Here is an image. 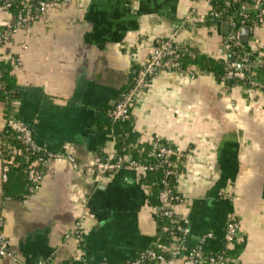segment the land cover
I'll return each mask as SVG.
<instances>
[{"label":"crops","instance_id":"obj_1","mask_svg":"<svg viewBox=\"0 0 264 264\" xmlns=\"http://www.w3.org/2000/svg\"><path fill=\"white\" fill-rule=\"evenodd\" d=\"M253 3L250 12L264 11V0ZM212 15L209 0H51L44 14L0 44L17 92L12 112L37 147L73 159L41 168L38 187L24 184L22 195L14 177L4 194L0 162L1 230L13 255L0 264H129L148 248L165 250L142 170L130 161L110 171L96 166L118 163L113 136L95 119L172 34L180 49L233 62L223 43L235 30ZM15 16L0 7L1 33ZM242 29L239 41L264 57V22L247 29V41ZM5 109L0 102V137ZM129 125L132 149H153L159 140L175 151V190L184 201L174 210L186 230L173 240L175 264L207 234L202 247L216 254L229 218L238 223L229 264H264V90L229 88L196 67L159 71L130 106Z\"/></svg>","mask_w":264,"mask_h":264},{"label":"built area","instance_id":"obj_2","mask_svg":"<svg viewBox=\"0 0 264 264\" xmlns=\"http://www.w3.org/2000/svg\"><path fill=\"white\" fill-rule=\"evenodd\" d=\"M8 0H3L2 4H0L2 11H8L10 8V3ZM256 4L260 2V0H255ZM232 3H239V11L241 13L240 18H235L233 16L227 18V22H229V26L232 31L239 27H243L244 21L246 19L244 13L249 11V6L247 3L240 2V0H232ZM231 4L227 3L226 7H229ZM51 7V0H21L20 9L16 13V16L13 20V24L10 31L0 32V44H4L8 42L11 34L16 32L18 29H23L29 24L33 23L38 16L45 13V11ZM236 23L234 20H237ZM264 22V11L259 10L256 14V25H261ZM247 28V27H244ZM248 30H252V27L247 28ZM235 35H230L223 43V48L227 53L233 56L234 61L240 62V68L236 69L235 62L225 63V79L236 78L239 80L244 79V73L247 72V67L245 66L248 63L249 55L254 54L255 61H253L254 65H257L264 71V57L258 51L256 47H249L250 54L243 53L241 56L237 53L236 49L238 45V32L234 31ZM175 35L172 34L168 38H166L162 43H159V46L155 49H152V52L148 58V61L139 69L135 78L133 79V87L128 89L125 93L120 95V99L113 104V109L109 113V117L113 121H124L129 118V108L134 103L136 96L139 91L143 90L145 85L147 84V80L154 75H156L159 71H172L177 68V52L180 50L178 46L174 42ZM1 79V75H0ZM250 88L261 89L264 90V85L258 86L257 83L250 82ZM0 90H2V85L0 82ZM4 126L8 127V129L16 134L17 140H19L23 145L29 148V150L33 154H37V159L34 163H31L27 169V180L31 185L32 189H36L40 184L43 176V172L41 168H46L48 165L55 160L65 159L70 163H73V159L69 155L59 154V153H50L41 150L37 147L32 140L31 133L26 127V125L17 119L13 112L11 115L5 120ZM7 150L16 155L19 153L13 148L7 147ZM153 150L156 152V157L163 159L162 162L154 165V166H146L138 164L137 162H129V167L139 168L143 173L149 171H155L160 168L165 169V174L167 176H171L173 178H177L178 171L176 170V166L170 162L165 161L173 156H175V151L170 147H167L156 140L153 144ZM99 169L103 171H110L118 169V164H97ZM7 179L5 172L1 174V180L5 182ZM174 193H173V192ZM173 193V194H172ZM183 197L178 193L177 190H172L163 183L162 190L158 195V203H159V218L167 219L171 224L174 232L186 234V230L182 225V220L176 216L175 214V206L183 203ZM2 222L0 221V258H10L13 259L12 252L9 251V241L6 239L5 235L2 233ZM75 231V239L80 238L81 236V227L79 223L76 224ZM174 232H170V235H173ZM237 233H238V223L234 218H229L227 220L223 241H222V250L219 254L208 255L207 259L204 261L201 257V247L205 243L206 239L211 238L210 234H207L204 237L199 239V246L196 250L188 253L186 258L183 260L181 264H223L225 253L231 249H233L236 241H237ZM160 248H148L147 250L141 252L137 259L130 262L129 264H149V263H157V264H175L176 259L179 256L178 250H171L168 257H164L157 250Z\"/></svg>","mask_w":264,"mask_h":264},{"label":"trees","instance_id":"obj_3","mask_svg":"<svg viewBox=\"0 0 264 264\" xmlns=\"http://www.w3.org/2000/svg\"><path fill=\"white\" fill-rule=\"evenodd\" d=\"M3 1H0V4H2ZM10 8L8 9V12H13L14 14L18 12L21 5V0H8ZM210 7L213 12V17H217L222 21H227L228 17H235L240 18V11H239V3H232V0H209ZM240 2L247 3L249 7L253 6V0H240ZM230 3L231 5L229 7H226V4ZM246 19L244 21L243 27H255L256 24V14H253L250 11H246L244 13ZM236 23L237 20H234ZM239 25L237 28H235V31L240 30ZM1 32V31H0ZM164 41V40H163ZM162 41V42H163ZM161 42V43H162ZM238 47L236 49L237 53L240 54V56L243 53H249V46L246 43H243L241 41H238ZM159 44L154 46V49L157 48ZM230 55V53H228ZM177 60L175 62L177 63V68L170 71V72H185L188 70L189 67H196L200 70H202L205 73H211L215 78L223 82L229 87H233L235 85L244 86L250 89L249 83L250 81H254L260 85H264V71L259 68L257 65L252 66L253 61H255L254 54L249 55V62L246 63L247 70L251 71L252 73L256 72L254 77L251 76L250 73L245 72L244 73V79L239 80L236 78L232 79H225V64L223 60H217L205 55H200L197 52L188 50V49H180L177 52ZM232 56V55H231ZM233 57V56H232ZM10 66L8 63L0 61V75H1V85L2 90H0V102L5 104V120L11 115L12 108L11 106L15 102L17 98V92L15 91L13 85H12V79L10 75ZM137 74V73H136ZM135 74V76H136ZM135 78V77H134ZM150 78L147 80L149 82ZM133 81L130 84V86L126 89H124L120 94L116 97L114 103L120 99V95L122 93H125L128 89L133 87ZM113 103V104H114ZM113 104L111 106H102L99 109V112L96 114L95 123L98 129L101 131H105L113 136V142H114V150H115V159H112L113 162L118 163V165H127L126 161H133L137 162L141 165L146 166H154L160 162H162L163 159H160L156 157V152L153 149H146L142 147L141 145H137L135 149H132V132L131 127L129 125V118L124 121H113L109 117V113L113 109ZM13 107V106H12ZM130 113V108H129ZM7 147L13 148V150L18 151L16 155L11 154ZM37 159V154H33L28 147L23 145L19 140L16 138V134L8 129V127H3L1 137H0V162H1V170L2 172H5L6 174V181L3 183V190L4 194L8 195L7 191L11 188V178H16L17 182L19 183V186H21V195L24 193V184H29L27 180V169L28 166L31 163H34ZM165 161H173V158H169ZM128 166V165H127ZM42 171V170H41ZM10 178V179H9ZM176 179L167 176L165 174V169L160 168L152 172H145L142 177V182L144 185L151 190L152 195L155 197L157 207H159L158 203V195L160 191L162 190L163 183L166 184V186L172 190L175 191V182ZM30 185V184H29ZM31 186V185H30ZM173 192V191H172ZM174 193V192H173ZM172 193V194H173ZM20 197V196H18ZM16 197V198H18ZM160 221V229H164L165 232L162 237H160L159 244L165 247V250L158 249L157 251L164 255V257H168L170 250L174 246V238L176 236H179L180 233L174 232V229L172 228L171 224L167 219H158ZM174 232L173 235H170V232ZM238 248L237 242L235 243L233 249L227 251L225 253L224 257V263L223 264H229L230 257L236 252ZM222 250V246L220 247V250L216 253L219 254V252ZM201 257L202 260H206L208 254L205 252L204 248L201 247ZM198 264V263H196Z\"/></svg>","mask_w":264,"mask_h":264},{"label":"water","instance_id":"obj_4","mask_svg":"<svg viewBox=\"0 0 264 264\" xmlns=\"http://www.w3.org/2000/svg\"><path fill=\"white\" fill-rule=\"evenodd\" d=\"M0 1H3V0H0ZM231 35H235V33L232 32ZM241 36H242V39H243L244 41H247L248 30H247V29H242V30H241ZM236 65H237V68H240V62H236Z\"/></svg>","mask_w":264,"mask_h":264}]
</instances>
